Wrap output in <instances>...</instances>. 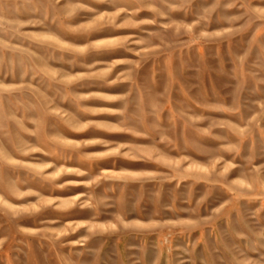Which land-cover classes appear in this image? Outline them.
Segmentation results:
<instances>
[{
	"label": "rangeland",
	"instance_id": "374dc122",
	"mask_svg": "<svg viewBox=\"0 0 264 264\" xmlns=\"http://www.w3.org/2000/svg\"><path fill=\"white\" fill-rule=\"evenodd\" d=\"M0 264H264V0H0Z\"/></svg>",
	"mask_w": 264,
	"mask_h": 264
}]
</instances>
